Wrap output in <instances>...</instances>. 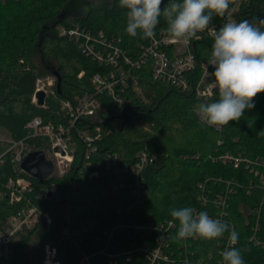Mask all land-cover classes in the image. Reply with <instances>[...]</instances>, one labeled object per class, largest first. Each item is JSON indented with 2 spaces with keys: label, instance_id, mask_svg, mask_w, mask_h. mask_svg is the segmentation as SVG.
<instances>
[{
  "label": "trees",
  "instance_id": "trees-1",
  "mask_svg": "<svg viewBox=\"0 0 264 264\" xmlns=\"http://www.w3.org/2000/svg\"><path fill=\"white\" fill-rule=\"evenodd\" d=\"M73 1H9L0 10V128L6 129L12 139L27 137V124L35 116L54 124L66 122L62 103L76 101L93 91L92 78L114 68L84 51V33L92 34L96 50L107 54L119 47L133 59L149 40L126 33V10L119 7V0H107L100 5L83 0L85 11L79 14L67 11ZM245 19H264V0H244L240 20ZM59 26L66 30L65 34L57 30ZM77 27L83 32L79 39L68 33ZM163 29L166 24L161 19L155 35ZM100 34L105 45L96 41ZM212 43L213 38H208L193 46L197 57L193 82L202 73V60L210 57ZM37 51L56 64L43 61L42 71L34 60ZM46 70L53 72L57 80L54 92L39 106L33 102V93L37 78ZM81 72L83 75L79 76ZM136 73L142 92L128 89L130 102L119 106L106 95L101 97L105 109L91 120V128L99 125L102 136L90 166L85 162V145L76 139L78 148L68 171L39 180L15 170L7 152L10 142L0 139V190L6 189L10 177L25 175L34 185L27 198L53 216L49 226L21 232L9 253L5 254L0 247V264H41L47 242L58 247L60 264H81L82 252H92L95 237L103 238L104 231L111 230L118 218H131L142 230L115 234L112 251L117 247L126 251L154 246L160 236L158 227L163 224L168 228L166 251L173 264H223L221 253L229 242L228 233L214 240L173 239L178 222L172 220L170 209L187 206L229 223L239 234L234 247L242 251L245 264H264V137L257 135L264 130V93L254 98V107L245 110L239 122L230 121L217 130L200 123L193 109L200 102L218 99V93L208 100L198 98L192 90L184 91L155 78L149 63ZM88 127L85 123L77 126L80 130ZM74 137L77 138L76 133ZM28 140L48 153L47 137ZM141 151L154 155L156 160L144 168L146 191L142 204L137 205L128 188L131 170L118 172L106 167L103 158L107 152L116 153L121 165H133ZM226 155L232 159L225 158ZM92 171L98 175L90 177ZM53 183L55 192L40 199L42 191ZM24 205L11 203L8 196L1 198L0 228ZM68 215L72 218L71 230L79 231L75 237L77 245L64 235ZM167 221H173L174 226L169 228ZM149 224L156 226L152 233L147 228ZM33 239L36 241L32 254L28 247ZM102 261L109 264L104 257ZM147 262L134 252L131 260L122 256L118 264Z\"/></svg>",
  "mask_w": 264,
  "mask_h": 264
},
{
  "label": "built area",
  "instance_id": "built-area-1",
  "mask_svg": "<svg viewBox=\"0 0 264 264\" xmlns=\"http://www.w3.org/2000/svg\"><path fill=\"white\" fill-rule=\"evenodd\" d=\"M243 2L244 0H232L230 11L224 17H221L220 20H213V26L218 29L226 22L233 20L236 22L241 21L240 16ZM62 32L65 34L66 30L63 29ZM68 33L76 39H79L83 35V32L78 27L71 28L68 30ZM198 35L200 37L199 39L193 38L188 45H184L182 42H174L169 39L166 30L163 29L159 35H155L149 39L139 50L136 59H133L126 55V53H123L119 47H115L107 54L101 50H96L95 42H91L93 39L92 34L90 32L84 33L87 39V41L81 43L84 51H88L100 62H106L114 66V68L105 74H96L92 78L93 91L86 92L77 97L76 101L67 100L62 103V110L67 116L66 122L54 124L53 122H45L41 116H35L27 124V127L30 129L27 137L8 140L10 147L7 152L10 153L15 170L28 174L22 168V162L31 152L40 150L28 140V138L34 137L48 138L49 151L52 153H45L54 165V172L50 177L53 175L62 176L68 171L78 148L76 139H80L85 145V162L87 166H90L92 163V155L99 151L97 142L102 136V128L99 125L95 126L94 129L91 128L93 126L91 120L94 121L99 111H104L105 109L101 97L106 95V97L110 98L119 106L130 102L127 93L128 89H132L138 94L142 92L136 71L146 63L150 64L152 74L155 78L172 84L184 91L192 90L198 98L210 99L217 93L209 87L210 82L214 79L212 76L214 69L207 64L208 59L204 58L201 64L202 73L193 82L194 70L197 66V57L193 46L201 43L205 39L212 38V36L207 30ZM96 41H100V43L105 45L102 34L96 38ZM82 75L83 72L80 73V76ZM47 81L38 80L36 95L38 91H45L46 88H52L50 93L54 92L55 78H49ZM34 100L36 101V98ZM79 123H85L89 127L80 130L77 128ZM75 133L77 138L74 137ZM58 147L60 150H57ZM225 158L232 159V156L226 155ZM155 160L156 157L154 155H148L146 151L139 153L138 160L133 165H121L120 158L116 153L107 152L103 158L106 167H113L118 172L121 170H131L132 176L128 183V188L137 205L142 204V197L146 191L145 176L143 173L144 168L148 163L155 162ZM236 160L240 161L238 158ZM0 162H3L2 156H0ZM93 175H98V172H89L90 177ZM5 187L7 191L6 189L0 190V199L8 196L11 203H25L0 228V247L4 248V252L7 254L21 232L36 226H49L53 222V216L50 211L41 208L36 203H32L27 198V194L34 190V185L30 178L25 175L10 177ZM55 190L56 184L53 183L50 187L42 191L39 198L50 197ZM66 221L67 225L64 228V235L67 239H73L74 244L77 245L78 243L75 237L79 231L77 229L71 230L72 218L69 215ZM166 224L169 228L174 226L173 221H167ZM83 228H86V226H83ZM147 228L151 233L156 230L154 224H149ZM140 230H142L141 225L131 218L116 219L113 228L104 231L103 238L100 236L95 237L92 242L94 247L92 252H87L86 250L82 252L81 264H102L103 257L109 264H118L122 256L131 260L134 252L144 257L148 261L147 264H173V260L166 251L169 246L167 243L169 232L168 228H165L163 224L158 227L160 236L156 238L154 246L149 247L144 245L140 248L134 247L126 251L122 247H117L116 250L112 251V247L115 244V234L122 232L130 233L132 231L139 232ZM230 246L232 245L228 242L226 248ZM58 252L59 250L56 245L47 242L44 247V258L41 264H60Z\"/></svg>",
  "mask_w": 264,
  "mask_h": 264
},
{
  "label": "clouds",
  "instance_id": "clouds-1",
  "mask_svg": "<svg viewBox=\"0 0 264 264\" xmlns=\"http://www.w3.org/2000/svg\"><path fill=\"white\" fill-rule=\"evenodd\" d=\"M232 0H119L126 10V33L130 37L151 39L161 19L166 24L168 38L188 45L199 33L209 31L213 38L207 64L214 69L209 87L218 93L212 102H200L193 111L200 123L220 130L230 121L239 122L245 110L254 107V98L264 93V19L235 20L218 29L214 17H224ZM264 137V130L257 134ZM178 222L176 241L187 239L214 240L228 233L230 246L222 253L223 264H245L243 253L234 247L239 234L227 222L212 218L207 211L194 207L170 209Z\"/></svg>",
  "mask_w": 264,
  "mask_h": 264
},
{
  "label": "rangeland",
  "instance_id": "rangeland-1",
  "mask_svg": "<svg viewBox=\"0 0 264 264\" xmlns=\"http://www.w3.org/2000/svg\"><path fill=\"white\" fill-rule=\"evenodd\" d=\"M9 1H19V0H0V10L3 8V6L4 5H6L5 3H7V2H9ZM82 1L83 0H74L70 5H69V7L67 8V11H74V14H79V13H83L84 11H85V9H84V5H83V3H82ZM107 0H93V2H95V3H97L98 5H100V4H103V3H105ZM57 30L59 31V32H62L63 31V27L62 26H59L58 28H57ZM44 57L41 55V53L39 52V51H37V53H35V56H34V60H35V62L36 63H38V65H40V67H41V70L42 71H44L42 68H44L43 66H42V62L43 61H45V63H48L49 61H53V62H55L54 61V59H48V58H44ZM55 64H56V62H55ZM40 69V68H39ZM47 71V73H44L43 75H42V73H40L41 75H39V77L37 78V80H36V84H35V89H34V93H33V102L35 103V104H37V105H39V106H42V105H40L39 103H38V98H37V95H36V88H37V82H38V80H43L44 82H48L47 80L49 79V78H55V82H56V76L54 75V73L53 72H51V71H49V70H46ZM80 76V75H79ZM42 84V83H41ZM52 86V85H51ZM52 90V88H46V90L45 91H47V92H45L46 93V97H45V102H46V100H47V98H48V96L51 94L50 93V91ZM34 98H36V101L34 100ZM0 139H5V140H11L12 138H11V135H10V133L6 130V129H3V128H0ZM49 153H52V152H50L49 150H48V153L47 154H49ZM35 241H36V239H33V241L31 242V244H30V246L28 247V250H29V252L30 253H34V251H35Z\"/></svg>",
  "mask_w": 264,
  "mask_h": 264
},
{
  "label": "water",
  "instance_id": "water-1",
  "mask_svg": "<svg viewBox=\"0 0 264 264\" xmlns=\"http://www.w3.org/2000/svg\"><path fill=\"white\" fill-rule=\"evenodd\" d=\"M45 91H38V103L43 105L45 102ZM57 150H60L58 147ZM22 168L32 177L45 180L48 179L54 172V165L51 160L46 156L43 150H36L31 152L26 159L22 162Z\"/></svg>",
  "mask_w": 264,
  "mask_h": 264
},
{
  "label": "bare ground",
  "instance_id": "bare-ground-1",
  "mask_svg": "<svg viewBox=\"0 0 264 264\" xmlns=\"http://www.w3.org/2000/svg\"><path fill=\"white\" fill-rule=\"evenodd\" d=\"M48 264H50V263H48Z\"/></svg>",
  "mask_w": 264,
  "mask_h": 264
}]
</instances>
